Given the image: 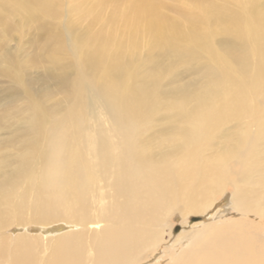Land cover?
<instances>
[{
  "label": "bare ground",
  "instance_id": "bare-ground-1",
  "mask_svg": "<svg viewBox=\"0 0 264 264\" xmlns=\"http://www.w3.org/2000/svg\"><path fill=\"white\" fill-rule=\"evenodd\" d=\"M188 1L195 13L185 8L175 17L160 12L156 0L128 2L118 15L124 36H94L73 78L55 74L67 88L63 110L46 106V94L32 93L20 80L28 118L24 137L5 142L10 149L0 155V264H139L163 245L156 259L174 260L172 252L180 250L183 264H264V11L248 7L245 15L219 16L204 0ZM205 10L217 24L197 15ZM140 35L161 51L150 59L149 81L136 83L132 75L122 94L127 64L121 57L136 51ZM113 41L121 44L110 54ZM216 49L243 76L226 63L218 67L222 75L207 59L195 64L200 51L214 56ZM102 63L107 70L94 83ZM187 71L195 76L181 80ZM163 79L171 83L162 86ZM91 106L92 122L84 116ZM228 190L229 208L243 217L217 210L187 222L207 214ZM175 213L190 229L164 244ZM28 221L42 227L39 235L6 232L13 224L28 230ZM215 223L222 226L199 235Z\"/></svg>",
  "mask_w": 264,
  "mask_h": 264
},
{
  "label": "rangeland",
  "instance_id": "rangeland-1",
  "mask_svg": "<svg viewBox=\"0 0 264 264\" xmlns=\"http://www.w3.org/2000/svg\"><path fill=\"white\" fill-rule=\"evenodd\" d=\"M126 1L0 0V155H2L3 151H6L5 148L10 149L8 146L5 148L3 147L5 142L15 140L19 143L20 139L24 137L22 129L24 128V124L27 123L28 113L26 94L20 80L23 79V82L28 85L32 93L46 94V106L57 109L61 108L63 110L65 106L63 99L67 88H64L56 82L54 78L55 74L58 76L67 75L69 78H73V74H76L81 67L84 54L86 53L87 55V53L91 51L90 47L94 44V36H99L98 38L101 39L109 35L120 39L125 35H122L124 31L120 28H123V23L119 20L120 18L118 15L120 11L133 0H128L127 4ZM204 2L208 4L210 8L217 11L219 16L223 14L229 15L230 13L232 15L235 13L245 15L248 7H253L256 11H264V0H247V2L243 4H240V1L237 0H204ZM155 5L160 12L162 11L170 17L177 16L179 11H184L185 8V11L187 10L186 13H195L197 10L195 5L188 0H156ZM197 15L205 18L210 26H214L218 23L206 10L203 15L199 13H197ZM220 20L218 25L221 27L223 25V19L221 18ZM213 22H215L214 25L212 24ZM246 26L247 23L245 20L240 21L239 29L241 33H243ZM223 35L225 36V34ZM223 35L221 36L224 37ZM48 37H50V39H48ZM217 42H219V40H217ZM120 44L121 43L118 41L117 43L114 41L113 43H108L106 47L107 52L112 54L114 50L113 54H115ZM249 50L248 56L253 63L255 58L253 57L254 53H252L251 49ZM160 51L161 48L157 47V43L154 42L152 37L140 35L136 51H127L123 54L121 59L125 61L127 67L123 71L124 81L119 87V91L122 94L127 90L130 76L134 75L133 78L136 83L144 79L148 80L147 76L153 64L150 59L153 57L156 58ZM215 51L216 54L214 56L205 51H200V57L195 64L207 59V64L210 66L209 68L211 71L216 73V75H222L218 67L222 65V63H226L229 64L233 72H237L243 76L242 72L236 69L235 65L227 61V59H221L218 56L219 49ZM165 61L167 62L168 60ZM104 65H107V63H102L99 68L94 70V83H98L107 70V66L105 67ZM14 66L15 68H13ZM75 70H77V72H74ZM86 71L87 68L85 69V72ZM49 73L53 75V77H50ZM125 74L127 76H125ZM203 75L204 78H206V75ZM207 75V78L210 77V73ZM17 76H19V78ZM193 76H195V73L187 71L182 74L181 80L186 81ZM165 80L166 79H163L160 85L165 86L171 83ZM78 87L83 91L87 90L85 81L83 86L81 84ZM90 93L91 89L84 92L85 101L90 99ZM84 112H86L84 116L87 121L92 122V120L97 117L94 106L85 107ZM21 191L22 190L19 189V191L12 192L11 195L17 196ZM230 195L231 190H228L226 195L219 198L217 203L207 214L190 215L187 218V222L191 224L195 221L212 218L217 210L219 211V216L225 215L237 220L243 217L242 214L239 215L229 208ZM226 210L227 212H225ZM180 217L181 215L178 213L169 217V224L171 225L163 232L165 239L164 244L170 242L171 238L182 230V227L187 230L190 229L188 225L182 224L183 219L181 220L182 217ZM249 218L255 220V222L261 223L256 217L249 216ZM217 220H219V217ZM220 220L222 225L224 224L225 226L227 224V222H225V220L227 221L226 218H220ZM30 222L31 221L27 222L29 226L28 230L25 228L18 229L17 225L13 224L9 226L6 232L11 234V236L22 231L30 235H39L42 227ZM211 222L213 221H210V223ZM262 223L264 224V220H262ZM218 225L219 223H215L211 226H206L199 235L210 229H217L222 226ZM90 226V229L93 228V230H97L101 226V223L91 224ZM212 233H215V231L209 232L207 236L201 238V241H204ZM169 234H171V236ZM196 234L198 233L192 236L190 247L192 250L199 246L194 242ZM163 247L164 245L156 249L148 260L139 264H149L151 262H154L152 264H174V262L176 264H183L186 261V255L180 250L172 252L174 260L173 257L169 259L167 254H164V257L160 258L162 262L159 258L156 259ZM47 252L48 250H44L41 254L42 257H45ZM182 255H184L183 258L177 261ZM193 258H198L196 253H193Z\"/></svg>",
  "mask_w": 264,
  "mask_h": 264
}]
</instances>
